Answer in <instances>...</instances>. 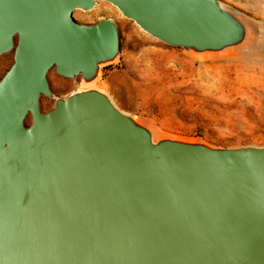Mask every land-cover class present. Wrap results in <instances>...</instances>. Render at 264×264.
<instances>
[{
  "label": "water",
  "instance_id": "1",
  "mask_svg": "<svg viewBox=\"0 0 264 264\" xmlns=\"http://www.w3.org/2000/svg\"><path fill=\"white\" fill-rule=\"evenodd\" d=\"M97 1L194 56L262 33L219 0H0V264H264V145L159 135L95 84L51 92V69L81 86L116 62L115 21L73 17Z\"/></svg>",
  "mask_w": 264,
  "mask_h": 264
},
{
  "label": "rangeland",
  "instance_id": "2",
  "mask_svg": "<svg viewBox=\"0 0 264 264\" xmlns=\"http://www.w3.org/2000/svg\"><path fill=\"white\" fill-rule=\"evenodd\" d=\"M259 25L254 48L216 55L194 56L144 34L104 1L87 11L75 10L79 23L99 17L115 21L120 53L101 67L95 85L123 112L151 125L157 134L201 140L211 146L264 145V0H219ZM258 46V47H257ZM12 63V53L0 57V78ZM113 77L118 89L104 82ZM51 92L64 96L80 86L49 70ZM53 100L41 97L43 111ZM30 123V119H26Z\"/></svg>",
  "mask_w": 264,
  "mask_h": 264
},
{
  "label": "crops",
  "instance_id": "3",
  "mask_svg": "<svg viewBox=\"0 0 264 264\" xmlns=\"http://www.w3.org/2000/svg\"><path fill=\"white\" fill-rule=\"evenodd\" d=\"M114 78L113 77H109L108 79H107V81L106 82H104L105 84H106V88L109 90V91H111V90H113V89H118L117 88V82L115 81V80H113Z\"/></svg>",
  "mask_w": 264,
  "mask_h": 264
},
{
  "label": "bare ground",
  "instance_id": "4",
  "mask_svg": "<svg viewBox=\"0 0 264 264\" xmlns=\"http://www.w3.org/2000/svg\"><path fill=\"white\" fill-rule=\"evenodd\" d=\"M257 44V43H256ZM258 47V46H257ZM235 52V51H233ZM238 53H241V52H238ZM95 84V81H91V82H88V83H82L81 86H79L78 88H76L75 90H82V89H86V88H91L93 87ZM99 88V87H98Z\"/></svg>",
  "mask_w": 264,
  "mask_h": 264
}]
</instances>
